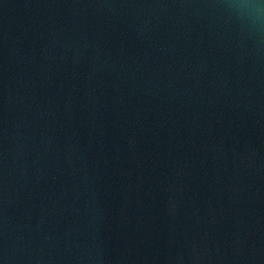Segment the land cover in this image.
I'll return each instance as SVG.
<instances>
[{"label": "water", "instance_id": "1", "mask_svg": "<svg viewBox=\"0 0 264 264\" xmlns=\"http://www.w3.org/2000/svg\"><path fill=\"white\" fill-rule=\"evenodd\" d=\"M0 264H264V0H0Z\"/></svg>", "mask_w": 264, "mask_h": 264}]
</instances>
